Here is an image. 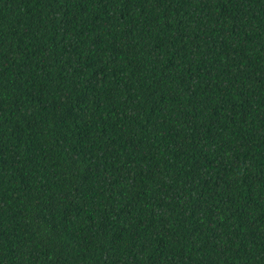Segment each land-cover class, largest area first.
<instances>
[{
  "label": "trees",
  "instance_id": "16d2710c",
  "mask_svg": "<svg viewBox=\"0 0 264 264\" xmlns=\"http://www.w3.org/2000/svg\"><path fill=\"white\" fill-rule=\"evenodd\" d=\"M0 264H264V0H0Z\"/></svg>",
  "mask_w": 264,
  "mask_h": 264
}]
</instances>
